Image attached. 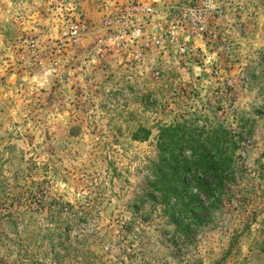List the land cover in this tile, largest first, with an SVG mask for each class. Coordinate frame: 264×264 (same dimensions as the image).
Segmentation results:
<instances>
[{"label":"rangeland","instance_id":"rangeland-1","mask_svg":"<svg viewBox=\"0 0 264 264\" xmlns=\"http://www.w3.org/2000/svg\"><path fill=\"white\" fill-rule=\"evenodd\" d=\"M185 119L240 140L191 241L140 206ZM0 264H264V0H0Z\"/></svg>","mask_w":264,"mask_h":264},{"label":"trees","instance_id":"trees-1","mask_svg":"<svg viewBox=\"0 0 264 264\" xmlns=\"http://www.w3.org/2000/svg\"><path fill=\"white\" fill-rule=\"evenodd\" d=\"M138 135L148 140L152 130L142 128ZM138 135H133V140ZM237 138L224 125L206 131L186 119L161 127L158 157L150 165L153 176L140 206L145 208L151 203L160 207L164 224L174 234L191 241L192 229L202 227L210 219L212 208L221 202L228 185L235 180L240 145ZM202 196L208 197V201H202ZM141 215L147 220V216Z\"/></svg>","mask_w":264,"mask_h":264}]
</instances>
